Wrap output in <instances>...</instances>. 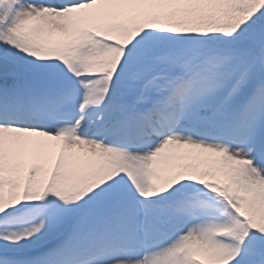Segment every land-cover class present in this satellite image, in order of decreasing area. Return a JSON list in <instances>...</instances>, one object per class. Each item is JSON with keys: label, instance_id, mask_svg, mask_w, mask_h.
<instances>
[{"label": "snow or ice", "instance_id": "6c2138e0", "mask_svg": "<svg viewBox=\"0 0 264 264\" xmlns=\"http://www.w3.org/2000/svg\"><path fill=\"white\" fill-rule=\"evenodd\" d=\"M0 264H264V0H0Z\"/></svg>", "mask_w": 264, "mask_h": 264}]
</instances>
